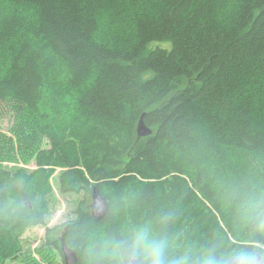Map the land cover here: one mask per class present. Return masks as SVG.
Masks as SVG:
<instances>
[{
    "label": "trees",
    "instance_id": "trees-1",
    "mask_svg": "<svg viewBox=\"0 0 264 264\" xmlns=\"http://www.w3.org/2000/svg\"><path fill=\"white\" fill-rule=\"evenodd\" d=\"M94 189L139 198L120 225L172 206L198 242L246 243L230 215L264 189V0H0V264L38 227L27 262L64 264L70 230L103 226ZM58 196L73 216L49 228Z\"/></svg>",
    "mask_w": 264,
    "mask_h": 264
},
{
    "label": "clouds",
    "instance_id": "clouds-1",
    "mask_svg": "<svg viewBox=\"0 0 264 264\" xmlns=\"http://www.w3.org/2000/svg\"><path fill=\"white\" fill-rule=\"evenodd\" d=\"M101 194L106 200L99 210L108 209L103 226L90 224L86 235L70 230L66 240L84 264H264V189L238 197L231 208V221L245 235L243 245L224 234L207 244L198 242L172 206L120 225L117 218L135 207L139 198L131 192L114 198L107 189Z\"/></svg>",
    "mask_w": 264,
    "mask_h": 264
},
{
    "label": "rangeland",
    "instance_id": "rangeland-1",
    "mask_svg": "<svg viewBox=\"0 0 264 264\" xmlns=\"http://www.w3.org/2000/svg\"><path fill=\"white\" fill-rule=\"evenodd\" d=\"M150 49H156V48H167V49H171V44L166 42V43H162V42H155L152 43L151 45H149ZM11 119V118H10ZM10 127V123L8 121V119L5 120V122H2V130L5 131L6 133L8 132ZM15 166V164L11 165V167ZM19 167L22 168H26V169H32V166H27L25 164H19ZM60 199V203L61 205L57 206V211L55 213V215L53 216V218L51 219V221L49 222L48 226L53 227L55 225L58 224H63L65 223L70 217L73 216V206H71V204H69L66 200H64L63 198H61L60 196H58ZM93 205H94V191L92 192V197H91V202L89 204V210L91 212V214L93 213ZM45 238V228H33L29 231H27V233L24 235L23 241H24V248L25 251L27 253H25L24 255H22L21 258L16 259L15 261H10L8 264H30L28 255L29 253L38 261H40V257L39 255L36 253V249L39 248L43 242V240ZM62 247V246H61ZM24 251V252H25ZM26 254H28L26 256ZM26 256L25 262L24 261V257ZM63 263H65V259L64 256L61 255Z\"/></svg>",
    "mask_w": 264,
    "mask_h": 264
},
{
    "label": "water",
    "instance_id": "water-1",
    "mask_svg": "<svg viewBox=\"0 0 264 264\" xmlns=\"http://www.w3.org/2000/svg\"><path fill=\"white\" fill-rule=\"evenodd\" d=\"M138 133L140 137H148L152 134V131L147 128L143 122V119L140 120L139 124H138ZM104 199L101 198V196H96L95 197V204H94V215L96 214V212L99 213V216L101 218L105 217V213L107 212V206H105V211L101 212L99 210L98 205L101 203V201H103ZM64 254H65V261L67 264H76V255L74 252L68 250L66 247L63 248Z\"/></svg>",
    "mask_w": 264,
    "mask_h": 264
},
{
    "label": "bare ground",
    "instance_id": "bare-ground-1",
    "mask_svg": "<svg viewBox=\"0 0 264 264\" xmlns=\"http://www.w3.org/2000/svg\"><path fill=\"white\" fill-rule=\"evenodd\" d=\"M182 87V86H181ZM183 87H185V86H183ZM143 117V116H142ZM144 122V121H143ZM137 133H138V128H137ZM138 137L139 138H141L140 136H139V133H138ZM96 196H101V198L102 199H104V197H102V195L97 191V189H94V204H95V197ZM105 200V199H104ZM94 205H93V213H92V215H93V217L96 219V220H100V219H103V218H101L100 216H99V213L98 212H96V214L94 215ZM67 248L68 250H70L69 248H68V246H66V245H63L62 246V253H63V256H64V259H65V254H64V251H63V248ZM71 251V250H70ZM72 252H74V251H72ZM75 253V252H74ZM75 255H76V253H75ZM76 258H77V255H76ZM77 260V259H76ZM65 263H66V261H65ZM76 263H77V261H76ZM67 264V263H66Z\"/></svg>",
    "mask_w": 264,
    "mask_h": 264
}]
</instances>
